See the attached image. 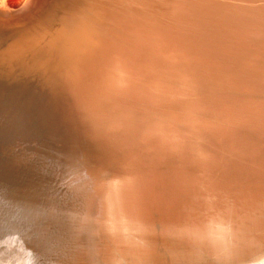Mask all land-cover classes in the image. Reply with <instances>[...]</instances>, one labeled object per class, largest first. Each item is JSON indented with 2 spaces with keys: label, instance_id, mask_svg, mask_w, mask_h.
<instances>
[{
  "label": "bare ground",
  "instance_id": "1",
  "mask_svg": "<svg viewBox=\"0 0 264 264\" xmlns=\"http://www.w3.org/2000/svg\"><path fill=\"white\" fill-rule=\"evenodd\" d=\"M27 1L32 9L26 16H8L10 13L0 7L1 14L6 13L1 19L7 15L17 21L8 26L12 18H4L3 22L0 19V38L28 32L26 39L23 36L28 41L38 28L59 25L61 35L56 38L58 31H53L56 39L50 38V33L49 38L54 42L64 40L54 49V43L49 44V50H45L49 53L42 58L37 55L38 48L33 50V44L29 53L35 55L27 57L26 63L35 65L37 61L35 66L44 68L45 77L41 75L43 70L39 74L43 76L41 83L52 88L37 109L40 119L49 118L52 123L50 128L57 135L49 131L48 137L51 148L55 144L59 150L51 158L52 168L46 169L37 166L43 149L37 152L29 166L36 174L33 190L39 188L38 181L45 176L53 174L55 178L56 173L75 170L83 159H94L101 166L100 173L89 172L87 182L83 177L80 186L71 190L68 187L66 197L64 189L62 202L53 196L56 202L44 201L49 205L38 207L56 212L65 204L70 206L69 211L66 209L69 213L56 217L60 216L64 230L61 244L83 246L84 252H78L75 264H149L159 257L154 260L156 254H151L159 249L154 250L157 238H162L167 250L175 249L174 239V245L170 243V231L175 229L174 234L178 232L186 239L195 237L199 243L189 249L186 239L182 241L178 236L180 245H175L174 251L179 257L175 256L173 264H264V0ZM35 10L38 16L31 21ZM28 17L30 21L25 20ZM8 29L12 31L5 32ZM12 48L1 50L15 55ZM12 59H8L11 65L16 63ZM55 157L61 158L60 167L54 165ZM64 182L59 180L61 185ZM74 194L79 197L75 195L77 201L73 202ZM27 195L20 197L25 203L19 201L25 208L24 221L29 216L33 220L38 211V203L31 205ZM50 195L47 200L52 201ZM9 198H1L2 211L15 204ZM210 220L227 225L226 243L209 237ZM99 230L110 233V240L116 242L113 245L121 249L123 257L120 254V258L101 263L98 255L108 244V237L104 233L103 238ZM15 237L0 235V249L4 244L9 246L7 249L14 248ZM54 239L55 244L61 241L60 236ZM78 245H74L76 252ZM20 257L15 258L13 253L11 257L0 255V264H25L26 258L20 262ZM61 258L66 264L65 257ZM58 259L52 255L44 261L63 263ZM71 259L67 258L68 264Z\"/></svg>",
  "mask_w": 264,
  "mask_h": 264
},
{
  "label": "rangeland",
  "instance_id": "2",
  "mask_svg": "<svg viewBox=\"0 0 264 264\" xmlns=\"http://www.w3.org/2000/svg\"><path fill=\"white\" fill-rule=\"evenodd\" d=\"M11 2V3H10ZM18 2V3H17ZM17 2H15V3H12V0H0V7H2L4 10H7L8 12L7 13H10L8 16H12V15H17V16H26L28 13L27 12H29L30 11V9H32V7H31V2L29 3L27 0H18ZM10 4H13V5H10ZM45 4V3H44ZM46 5V4H45ZM43 6V5H42ZM6 7V8H5ZM20 7V8H19ZM40 7H41V5H40ZM39 7V8H40ZM8 8V9H7ZM9 8L12 10H9ZM15 10H13V9ZM42 8V7H41ZM40 8V9H41ZM37 10H35L34 12H32V18H31V21H33V20H35L36 19V16H38L35 12H36ZM3 11H0V19L2 18V16H3V14H6V13H3V14H1ZM6 12V11H5ZM23 14H25V15H23ZM34 14V15H33ZM7 15H5L4 17H3V19L4 18H8V19H10V18H12V21L11 20H9L7 23H9L8 24V26L9 25H14V23H16L17 21H15L16 19H14L13 17H6ZM33 17H35V18H33ZM29 18V17H28ZM3 19H1V21L3 22ZM33 19V20H32ZM26 21L28 20V21H30V18L29 19H25ZM15 21V22H14ZM26 21H24V22H26ZM11 23V24H10ZM59 26V25H58ZM58 26H56V25H54V26H49L48 28H46V29H43L42 27H40V28H38L37 29V31H34V33H31V34H33L32 35V39H34V43H33V41H31V38L29 37V39H28V41L27 40H24V37H25V39L29 36L27 33H15V37L14 36H11V37H13V40H12V38L11 37H6L5 38V40L7 41L8 40V42H5V40L3 39V41L1 42L2 44H4V45H6V48H7V50L8 49H11L12 47V50H14L15 49V51H14V53H15V55L18 57V55H19V57L22 55V56H24V57H26V55H27V57L29 58V56H31V55H35V53H33V52H30L29 53V51H31L33 48V50H35V48H36V50H37V48H38V53H37V55H39V58L41 57L42 58V56L44 55V54H46L47 55V53H49L48 51H45L46 49H48L49 50V44H50V46L53 44V49L55 48V46H57V42H59V41H63V43H64V40L62 39V38H60L61 40H59L58 39V41H53L52 39H56L57 37H58V35H61V29H60V26H59V28H58ZM54 29H53V28ZM18 28V27H17ZM17 28H15V29H17ZM55 28H57V30L55 29ZM48 29V30H47ZM50 29V30H49ZM58 29H60V30H58ZM11 29H8V30H4L5 32H8V31H10ZM18 30V29H17ZM40 30H42V31H40ZM52 30V31H51ZM12 31V30H11ZM57 32L58 31V33H60V34H58L57 33V35H56V38H55V36L53 37V34H52V32ZM40 32V33H39ZM44 32V33H43ZM47 33V34H46ZM49 33H50V38L51 37H53L52 39H50L49 38ZM22 34V35H21ZM43 34V35H42ZM9 35V34H8ZM7 34H6V36H8ZM19 35H21V36H19V37H21L22 38V40H21V38H18V36ZM46 35V36H45ZM36 36V37H35ZM41 36H43V37H41ZM41 38L40 40H38V39H36V38ZM44 37H47V38H44ZM49 38V39H48ZM18 39V40H17ZM19 42H17V41ZM24 40V41H23ZM36 40H38L37 42H38V44H37V42H36ZM41 40H43V43H44V41L45 40H49L50 42L49 43H42V41ZM53 42H52V41ZM10 41V42H9ZM29 41H30V43H29ZM39 41H40V43H39ZM22 42V43H21ZM26 44H25V43ZM48 42V41H47ZM25 44V45H23L22 46V44ZM60 43V42H59ZM14 44L16 45L17 44V46L16 47H14ZM27 44H28V46H27ZM35 45L33 48H31V45ZM41 44V45H40ZM48 44V45H47ZM56 44V45H55ZM8 45H10L9 46V48H8ZM19 45H21L22 47H24V46H26V47H30L29 49L28 48H22L21 46H19ZM36 45H38V47L36 46ZM55 45V46H54ZM65 45V46H64ZM61 46H64V47H66L67 46V44H60V46L59 47H61ZM21 47V49H19V50H16V48L18 49V48H20ZM42 47V49H44V51L43 50H41L40 48ZM46 47V48H45ZM5 49V48H4ZM24 50V54L22 53V51ZM40 49V50H39ZM26 50V51H25ZM32 50V51H33ZM3 51V50H2ZM21 53V54H19V52ZM40 51H41V53H40ZM3 52H5V51H3ZM18 52V53H17ZM28 52V53H27ZM9 53H11V52H9ZM9 53L8 54H6V52H5V54L8 56L9 55ZM32 53V54H31ZM43 53V54H42ZM29 54V55H28ZM14 55V54H13ZM13 55H9V58L8 59H12V57L10 58V56H13ZM14 55V56H15ZM42 55V56H41ZM52 55H54V54H52ZM52 55H50L49 57L50 58H52V59H54V60H56L57 59V56H55V58H54V56H52ZM13 56V57H14ZM16 56L12 59V62L14 61V59H16ZM52 56V57H51ZM18 57V58H19ZM24 57H22V58H24ZM25 58L24 60V62H23V64L22 65H20L21 64V62H19L18 61V58L15 60L16 61V63L15 62H11L12 63V65L10 64V61L8 62L9 63V65L8 66H11V67H6V75L7 76H9L10 78H8L11 82L10 83H8L9 85H11L12 87H15V89H16V91H15V95H16V97H19V94L20 95H22L21 94V92L19 91V90H21V84L23 85V81H25V79H27V84L26 85H29V87H30V85H31V88H32V91L34 90V89H37V90H35L34 92H32L33 93V95H32V97H34V95H35V92H36V95L38 96L39 95V97H36V95H35V97L34 98H32L33 99V103H34V100H35V103L37 104V108H38V104H39V101L41 102L42 100H43V98L46 96V93H47V91L50 89H52L51 87H47V85H45V84H43V83H41V79L43 78V76L45 77V70H44V68H41V70H40V67H38V66H35V65H38L37 64V61H36V64L34 65V64H30V67L29 68H31V72H30V74H29V71H28V77H27V73H26V71L24 72L23 70L24 69H22L24 66L26 67L25 68V70L28 68V63H26L27 61H28V58ZM21 58V57H20ZM38 58V59H39ZM7 59V60H8ZM30 59V58H29ZM0 63H1V61H0ZM20 63V64H19ZM15 64V65H14ZM17 64V65H16ZM40 64H42V63H40ZM47 66V64H44V67H46ZM49 65V64H48ZM0 66L1 67H4L2 64H0ZM22 68H21V67ZM39 68V72H37V73H34L37 69ZM44 72H43V71ZM43 72V74H41ZM34 73V74H33ZM37 74V75H36ZM39 74H41V75H43V76H41V75H39ZM30 75H32L33 77H32V79H34L32 82L33 83H30V84H28V79L30 78ZM34 76H37V77H34ZM40 80V83H39V81L38 80ZM15 80V81H14ZM37 80V81H36ZM17 82H19V83H17ZM38 82V83H37ZM34 83H36V84H34ZM32 84H34V85H32ZM35 86H37V87H35ZM38 86H40V87H38ZM46 90H45V89ZM39 89V90H38ZM42 89V91H45V92H40V90ZM44 89V90H43ZM38 91H39V93H38ZM50 92V91H49ZM48 92V93H49ZM38 93V94H37ZM43 95H42V94ZM47 93V94H48ZM2 95V93L0 92V96ZM5 97L3 96V98L2 99H4ZM0 99H1V97H0ZM18 99V98H17ZM16 98H14V101H11V102H13L12 104V107L10 108V106H9V104L7 103V102H5L3 105L2 104H0V140H2L3 138H4V136L7 134V133H9V141L8 142H11V143H8L7 144V146L6 145H4L3 147H1V141H0V167H1V171H0V173L1 172H3V173H1L0 174V200H1V198H5L6 199V197L7 198H9V200H10V202H13L14 200H15V198H16V200H15V202L14 203H16V201L18 200V201H20V197L23 195V194H29V195H27V197H28V199L30 198V200L32 199V202H30L31 203V205L33 204V206L34 205H36V203H38L36 206H37V208L36 209H38V214H37V212H35V214H33L34 215V219L33 220H29V218H30V216H29V218L27 219V220H25L24 221V217L22 216V212L24 213L25 211H23V210H21L19 213H18V210H15V209H12L11 207H8V209L6 208L4 211H2V209L0 208V230H2L1 231V236H9V235H11L12 234V236H16L15 238H17V240L15 241V243L13 244V246H14V248H12V246H10V249H7L9 246H6L5 244H4V248H1L0 249V255H6L7 257H11V255H12V253L14 254V256H15V258L17 257V256H21L20 258V262H23V259L24 258H26V259H24V262L23 263H25V264H37V263H39V264H42V262L43 263H47V262H45L46 260H45V258H50L52 255H53V257L54 258H56V259H58V258H60V259H58V260H62V258H61V256L64 258L65 257V259H64V261H66V264H68L69 263V259H70V257H72V259H71V261H74V264L76 263V261H75V259H76V256L78 257L79 256V253H83L84 252V250H83V246L81 247V245H78L77 243H72V244H66V247H65V245H62L61 243L63 242L62 240H64V238H63V236H64V230L62 229V222H60V216L61 215H64L65 213H67L68 211H69V209H70V206H67L66 204L65 205H63V206H61L60 204L61 203H59V206H61V207H59L58 209H56L57 211L56 212H52V211H47V210H43L42 208H46L48 205H49V203L50 202H54L56 199H57V201L59 200V201H61L62 202V198H60V196H62L63 194L62 193H64L65 191H67L66 192V195H64L63 197H66L67 196V194L69 193L68 191H70L71 190V188L73 187V186H80L81 184L80 183H82V182H84L85 181V179H86V181L85 182H87V178L92 174V172L94 173V172H96V174H98V173H100V167L101 166H98L97 165V162L94 160V159H90V160H85V161H89V162H91V164L89 163V162H84V159L82 160L83 161V163H77V164H79V166L77 165H74V167H75V170H73L74 168H72V169H68V170H65V172L64 173H54L55 174V178H54V176H53V174H51L52 175V177H51V175L49 174V175H47V176H45L44 178H42V180L41 181H38V186H37V190L36 189H34L33 190V181L34 180H36V179H33L34 178V176H36V174H32V172L30 171L31 170V165H26L27 163V157H26V155H24V153H23V155L25 156V157H23V155L21 156V154L19 153V152H21V150H20V147L21 146H19V143H18V136L17 135H12V137H10V132H13L15 129L13 128L14 126H15V123H17L19 120H20V111L22 110V108L23 107H20L19 106V103H21V105H24V102H25V100L23 99V98H19L18 100H17ZM24 101H23V100ZM32 99H31V102H32ZM39 99V100H38ZM1 101V100H0ZM10 102V101H9ZM15 103V104H14ZM29 103V100H26V105ZM8 104V105H7ZM32 104V103H31ZM25 105V106H26ZM9 106V107H8ZM10 108V109H9ZM25 108V107H24ZM38 110V109H37ZM38 115H40L39 114V112H38ZM3 119V120H2ZM41 119H43L44 121H47V122H49L47 119H44V118H41ZM10 122V123H9ZM24 122V121H23ZM5 125V126H4ZM17 126V125H16ZM14 134V133H13ZM11 138L14 140V141H12L11 140ZM6 144V143H5ZM11 146L13 147L14 146V148L16 149H14V148H11ZM7 149H6V148ZM9 147V148H8ZM46 148V147H45ZM43 149V148H42ZM42 149H40V150H42ZM54 150H53V152L51 153V155H55V153H56V151H57V148L55 147V144H54V148H53ZM8 150V151H7ZM39 150V151H40ZM45 149H43L42 151H44ZM3 151V152H2ZM13 151V152H12ZM16 151V152H15ZM39 151H37V152H39ZM9 152V154H7ZM12 152V153H11ZM37 152L35 153V155H34V158H35V156L37 155ZM55 152V153H54ZM2 153V154H1ZM15 153H17L16 155H15ZM50 155V152L48 153L47 152V154H46V152H44L43 154H42V158L40 159V161H39V163L37 164V166L38 167H41L42 169H46L47 167H50L49 166V164L50 163H48V162H50L51 161V158L53 157V156H51ZM21 160H20V159ZM23 158H24V160H23ZM26 159V160H25ZM42 160H43V165H41L40 164V162H42ZM21 161H25V162H21ZM2 162V163H1ZM94 162V163H93ZM18 163L20 164V165H18ZM25 164V165H24ZM82 164V165H81ZM86 164V166H84ZM24 165V166H23ZM20 166H22V167H20ZM30 166V167H29ZM87 166H89V167H92L91 169H89ZM4 167V168H3ZM77 167H79V169L81 168V170H79ZM82 167H85V168H82ZM89 169H87V168ZM6 168V169H5ZM26 168H29V170L28 171H26L27 169ZM50 168H52V167H50ZM97 168H99V169H97ZM83 169V170H82ZM4 170V171H3ZM85 170H86V173H85ZM94 170H96V171H94ZM5 171L7 172L6 174H5ZM30 171V172H29ZM73 171H74V173H73ZM92 171V172H91ZM98 171V172H97ZM70 172V173H69ZM77 172H82V173H77ZM91 174H90V173ZM32 175H31V174ZM68 173L71 175V177H70V175H68ZM73 175H72V174ZM29 174V175H28ZM81 174H84V175H81ZM89 174V175H88ZM95 174V173H94ZM1 175H2V178H1ZM3 175H5V176H3ZM63 175H64V177H63ZM66 175V176H65ZM68 175V176H67ZM76 175V176H75ZM88 175V176H87ZM8 176L9 177H11V178H13L12 180L15 182V181H17V183L18 184H20V186L22 185V187L21 188H23L24 187V190L23 191H21V192H18V189H17V194L15 195V193H14V190H13V186L15 187L16 185L14 184V182H12L11 181V179H5V178H8ZM24 176V177H23ZM29 176V177H28ZM33 176V177H32ZM48 176H49V179H48ZM57 176H59V177H57ZM61 176V177H60ZM77 176H78V178H77ZM30 177H32V178H30ZM82 177V178H81ZM85 179H84V178ZM50 178L54 181H52V180H50ZM59 178V179H58ZM62 178V179H61ZM64 178H67V179H65L64 180ZM71 180H70V179ZM72 178H74V181L77 179H79L78 181H80L81 179V181L80 182H78L77 180H76V182L73 184L72 182H74L73 181V179ZM46 179H47V182L49 181V183H47L46 182ZM2 180H4V181H2ZM59 180H60V182L62 183V182H64L65 181V183H67V185L65 184V185H61V183H59ZM84 180V181H83ZM2 181V182H1ZM52 181V182H51ZM60 184V186H61V190L59 191V190H57V188H56V186H57V182ZM4 182H6V183H4ZM10 182V183H9ZM25 182H26V184H25ZM30 182H31V184H30ZM56 182V183H55ZM8 183V184H7ZM11 183H13V185L11 184ZM45 183V185H43ZM46 183L48 184V185H46ZM53 184V185H49V184ZM69 183H70V185H69ZM78 183V184H77ZM73 184V185H72ZM76 184V185H75ZM1 185H3V186H1ZM6 185V186H5ZM40 185V186H39ZM72 185V186H71ZM12 186V188H10ZM30 186L32 187V188H30ZM42 186V187H41ZM43 186H45V188L43 189ZM50 186V187H49ZM54 186V187H53ZM59 186V187H60ZM67 188H66V187ZM71 186V187H70ZM5 187V188H4ZM29 187V188H28ZM41 187V188H40ZM51 187H53L52 189H51ZM58 187V186H57ZM65 187V188H64ZM68 187H69V189H68ZM20 188V189H21ZM31 189V191L29 192V190ZM41 189V190H40ZM42 189H43V191H42ZM54 189H55V191H54ZM62 189H63V191H62ZM64 189H65V191H64ZM5 190H11L10 192H7V191H5ZM47 190V191H46ZM49 190H50V192H52L51 194H54V195H50V192H49ZM56 193H54L53 191ZM57 190V191H56ZM78 190H79V188H78ZM81 190H82V188H81ZM25 191V192H24ZM35 192V194H34V192ZM40 191H42V193L40 192ZM45 191H46V193H45ZM13 192V193H12ZM36 192H37V194H36ZM49 194H48V193ZM59 192H61V194L59 193ZM82 192V191H81ZM81 192H79L78 191V193H80V195H81ZM7 193V194H6ZM41 193V194H40ZM57 193H58V196H57ZM3 194V195H2ZM8 194H10V195H8ZM43 194V196H44V198L46 199H44V198H40V196H39V198H38V195H42ZM60 194V195H59ZM5 195V196H4ZM32 195V196H31ZM35 195H36V197H35ZM47 195L49 196H51V198H50V200H52V201H49V200H47L48 198H47ZM75 195L76 194H74V195H72V198H71V200H73V202H74V197H75ZM53 196H56V199L54 200V198L55 197H53ZM76 196H78V194L76 195ZM15 197V198H14ZM33 197V198H32ZM35 197V198H34ZM79 197V196H78ZM53 198V199H52ZM34 199V200H33ZM38 199L40 200V201H42L43 199V201H42V204H41V202L40 201H38ZM76 199H77V197H76ZM75 199V200H76ZM30 200H28V201H30ZM35 200H37V201H35ZM44 201H48L49 203H47V206H46V202H44ZM77 201V200H76ZM56 202V201H55ZM20 203V202H19ZM35 203V204H34ZM44 203V204H43ZM38 205H40V206H38ZM69 205V204H68ZM44 206V207H43ZM66 206V208L64 209V207ZM40 207H42L40 210L42 211H40L39 210V208ZM16 208V207H15ZM68 211H67V210ZM59 210V211H58ZM45 211V212H44ZM67 211V212H66ZM47 212V213H46ZM60 212H62L61 214H59ZM63 212H64V214H63ZM44 213V214H43ZM50 213V214H49ZM52 213V214H51ZM69 213V212H68ZM60 215V216H58L59 218H57L56 217V215ZM33 215H31V216H33ZM52 217H51V216ZM55 215V216H54ZM17 216V217H16ZM42 216V217H41ZM4 217V218H3ZM21 217V218H20ZM41 217V218H40ZM49 217H51L50 219H49ZM53 217H54V219H53ZM56 217V218H55ZM64 218V217H63ZM62 218V219H63ZM12 219H13V221H12ZM16 219V220H15ZM46 219V220H45ZM56 219V220H55ZM61 219V220H62ZM21 220V221H20ZM40 220H43V221H40ZM44 220H45V222H44ZM47 220H49V221H47ZM52 220H53V222H52ZM3 221V222H2ZM16 221V222H15ZM38 222V223H37ZM42 222V223H41ZM48 222V223H47ZM49 222H51V225H50V223ZM34 223V224H33ZM45 223H47L46 225H45ZM55 223V224H54ZM58 223V224H57ZM37 224V225H36ZM42 224V225H41ZM45 227H44V226ZM48 225V226H47ZM173 225V224H172ZM36 226V227H35ZM47 226V227H46ZM40 228L41 229H43V230H41L40 231ZM159 228V227H158ZM36 229V230H35ZM37 230H39V232L37 231ZM36 233H35V232ZM174 231H177V229H175ZM174 231H170L171 233H170V237H171V239H170V243H171V241H173V239H174V244L176 245V247L178 248V244L179 243H177V239H179L181 236L180 235H178L179 233L178 232H176L175 234H174ZM53 232H55V233H53ZM41 233V234H40ZM43 233V234H42ZM49 233V234H48ZM97 233H100L102 236H103V238H104V235H106V237H108L109 238V236H110V233H105V232H103L102 230H99ZM105 233V234H104ZM178 233V234H177ZM104 234V235H103ZM171 234H172V236H173V238H172V236H171ZM176 236H174V235ZM37 235V236H36ZM47 235H49V236H47ZM109 235V236H108ZM54 236V237H53ZM58 236H60V239H61V241H60V243H58V244H55L56 242L54 241L53 242V240H55L54 238L56 237V238H58ZM178 236H180V237H178ZM47 237H49V238H51V237H53V239L51 238V239H49V238H47ZM175 237V238H174ZM178 237V238H177ZM63 238V239H62ZM106 239V242L108 243L107 245H105V247H104V249L100 252V254L98 255V256H100V258H99V260H101V263L103 262V263H106L107 262V260L108 261H113L114 260V258H120V254L122 255V257H123V252L121 253V249L120 248H118V247H116V246H114L113 244H115V243H113L114 241H111L110 239L111 238H109V239ZM183 238V239H182ZM192 238V237H191ZM189 239V237H187V239H186V237H181V240L182 241H184V239H186V244L190 247H188L189 249H191V248H193V246L195 245V243H196V245L199 243H197V241L195 242V240H197L195 237H193L194 239ZM157 239H159V240H157V242H156V244L157 245H155V249L154 250H157L158 248L160 249V251H159V249H158V251H154L153 253H151L152 255H154V253L156 254V255H154L153 257H154V260L155 259H157L156 261H152V262H150L149 264H153V263H155V264H157L158 262V264H163V262L164 261H166V263L165 264H173L174 262H175V260H174V258H175V256L177 255V253L174 251V250H177V248L175 247V245L173 244V243H171L172 245L171 246H173L174 245V252L172 251V250H167L168 248L166 247H163L164 246V244H162V238H157ZM45 240H46V242H45ZM47 240H48V242H47ZM169 240V239H168ZM190 240V244H188L189 241ZM194 240V241H193ZM159 241V242H158ZM193 243H192V242ZM188 242V243H187ZM11 243V242H10ZM46 243V244H45ZM49 243V244H48ZM159 243V244H158ZM160 243H161V246H160ZM0 244H1V241H0ZM44 244V245H43ZM48 245V246H47ZM61 247H59V246ZM71 245V246H70ZM74 245H78V246H80V248L78 249V251L76 252L75 251V249H74ZM159 245V247H157ZM166 245V244H165ZM180 245V244H179ZM16 246V247H15ZM20 246V247H19ZM24 246V247H23ZM43 246L45 247V248H43ZM57 246H58V248H57ZM73 246V247H72ZM106 246H107V248H106ZM52 248V249H50V248ZM55 247H56V249H55ZM72 248V250H70L71 248ZM187 247V246H186ZM28 248V249H27ZM32 248H33V250H32ZM41 248V249H40ZM57 251H55L54 249ZM59 248H60V250H59ZM67 248V249H66ZM69 248V249H68ZM184 248V247H183ZM7 249V250H6ZM14 249V250H13ZM20 249V250H19ZM39 249V250H38ZM47 249V250H46ZM113 249V250H112ZM166 249V250H165ZM6 250V251H5ZM28 250H32V252H30V251H28ZM42 250V251H41ZM53 250V251H52ZM64 250V251H63ZM66 250V251H65ZM69 252H68V251ZM8 251V252H7ZM23 251V252H22ZM45 251H46V253H45ZM54 253V252H56V254H58V258L56 257L57 255H55V253L53 254L52 252ZM59 251V252H58ZM62 253H61V252ZM80 251V252H79ZM82 251V252H81ZM106 251H108V252H106ZM167 251H170V252H172L173 254H172V256H170L171 255V253L170 252H167ZM29 253V254H27V253ZM48 252V253H47ZM65 252V253H64ZM69 254H68V253ZM79 252V253H78ZM165 252H166V254H165ZM20 255H19V254ZM44 253V254H43ZM59 253L61 254V255H59ZM108 253V254H107ZM160 253V254H159ZM10 254V255H9ZM16 254H17V256H16ZM30 254H32V256L30 255ZM41 255V257H40V255ZM45 255V256H43V255ZM65 254V255H64ZM110 254V255H109ZM115 254V255H114ZM165 254V255H164ZM168 254H170V255H168ZM9 255V256H8ZM29 257H28V256ZM39 255V256H38ZM49 255V256H48ZM55 255V256H54ZM70 255V256H69ZM174 255V256H173ZM25 256V257H24ZM155 256L157 257V256H159V257H157V258H155ZM162 256V257H161ZM37 259H36V258ZM68 258V260H67V258ZM114 257V258H113ZM168 257V258H167ZM172 259V257H173V260L171 261V259ZM176 257H179V255L178 256H176ZM23 258V259H22ZM39 258V259H38ZM108 258V259H107ZM161 258V259H160ZM166 258V259H165ZM18 259V258H17ZM42 259V260H41ZM111 259V260H110ZM162 260V261H160V260ZM164 259V260H163ZM178 259V258H177ZM40 260V261H39ZM45 260V261H44ZM106 260V261H105ZM42 261V262H41ZM70 261V264H73L72 262ZM29 262V263H28ZM41 262V263H40ZM62 262H63V260H62ZM64 263V262H63ZM63 263H61V264H63ZM65 264V263H64ZM145 264H148V263H145Z\"/></svg>",
  "mask_w": 264,
  "mask_h": 264
},
{
  "label": "water",
  "instance_id": "3",
  "mask_svg": "<svg viewBox=\"0 0 264 264\" xmlns=\"http://www.w3.org/2000/svg\"><path fill=\"white\" fill-rule=\"evenodd\" d=\"M2 41H3V39L0 38V43ZM1 45L2 44H0V47H3ZM5 47H6V45L3 48H5ZM3 48H1V49H3ZM1 49H0V61H1L2 65L4 67L0 66V92L2 93V95L0 96L1 97L0 104H4L5 102H7L9 104L10 108H11L12 107V102L11 101H14V98L17 99V97L15 95L16 89H15V87H12L11 85L8 84V83H10V80L8 79L10 77L6 75V67H9L8 66L9 63H8V60H7V58L9 56H7ZM22 57H24V56H21L20 59L18 58V61L21 62L20 65L23 64L24 59H25V57L24 58H22ZM26 57H27V55H26ZM30 64H31V62L29 61L28 62L29 66H28V68L26 70H25V68H26L25 66L23 68L21 67L22 69H24L23 70L24 72L26 71L27 77H28V71H29V74L31 72V68H29ZM32 81H33L32 75H30V78L28 80V84L32 83ZM26 84H27V79H25V81H23V85L21 84L22 88H21V90H19L22 95L19 94L18 99L19 98L20 99L23 98L25 100L24 105H21V103H19V106L23 107L22 110L20 111V114H21L20 115V120L17 123H15V126L13 127L15 130L13 132H10V137H12V135H17L18 136V138H19L18 139V143H19V146H21L20 149L22 151V152H19V153L23 154L25 152L24 154L27 157V165H32V163H33L32 161L34 160V155L40 149H42V148L45 149L44 152H46V154H47V152L48 153L49 152L52 153V151L54 149L51 148V145H53V144L51 142V139L48 137L49 133H47V132L50 131V134H53V135H55L56 132H54L50 128V124H52L50 121L47 122V121H44L43 119L39 118L40 115H38L37 104L35 102L34 103L31 102V99H32V88L29 87V85H26ZM3 96L5 97L4 99H2ZM9 100H10V102H9ZM26 100H29V103L27 105H26ZM44 116H45V114H44ZM48 120H49V118H48ZM8 137H9V133H7L4 136V138L1 140V147H3L4 145H7L8 143H11V142H8L10 140ZM11 140L14 141L12 138H11ZM54 142H56V141H54ZM60 148H61V150L63 149L62 147H60ZM57 151L59 152L58 148H57ZM51 156H55V155L53 154ZM55 158H56L55 159L56 161H54V162H56V164H54V165L57 166V167H60L59 164L61 162V158L60 157H55ZM54 162H51V163H54ZM48 163H50V162H48ZM40 164L43 165V160H42V162H40ZM5 179H11V181L13 182V180H12L13 178H11L9 176H8V178H5ZM16 182H14V184L16 185L17 188L13 187L15 195L17 193V189H18V192H21V191L24 190V187L21 188L22 185L20 186ZM57 186H60V184H57ZM57 186H56V188L59 190L60 187L58 188ZM23 199H24V197H22V199H20V200H22V203L24 202ZM15 200L12 203H14ZM17 205H19V206L16 207ZM14 207H16V208H14ZM11 208L15 209V210H18V213L21 210H23V211L25 210L23 205L20 204L18 200L16 201L15 204L11 205Z\"/></svg>",
  "mask_w": 264,
  "mask_h": 264
},
{
  "label": "clouds",
  "instance_id": "4",
  "mask_svg": "<svg viewBox=\"0 0 264 264\" xmlns=\"http://www.w3.org/2000/svg\"><path fill=\"white\" fill-rule=\"evenodd\" d=\"M208 235L213 240L219 241L221 243H226L229 235V229L227 225L218 221L210 220L207 226Z\"/></svg>",
  "mask_w": 264,
  "mask_h": 264
}]
</instances>
